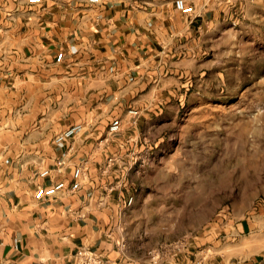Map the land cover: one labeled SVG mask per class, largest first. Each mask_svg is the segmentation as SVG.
<instances>
[{"label": "crops", "instance_id": "1", "mask_svg": "<svg viewBox=\"0 0 264 264\" xmlns=\"http://www.w3.org/2000/svg\"><path fill=\"white\" fill-rule=\"evenodd\" d=\"M173 1L0 0V264H81L80 249L119 264L156 263L124 240L118 216L133 199L128 181L95 170L102 153L80 136L96 134L98 118L132 107L193 20H204L203 4L185 0L194 7L185 14ZM74 123L82 130L55 144ZM76 166L81 184L70 191ZM56 180L65 188L36 196Z\"/></svg>", "mask_w": 264, "mask_h": 264}, {"label": "rangeland", "instance_id": "2", "mask_svg": "<svg viewBox=\"0 0 264 264\" xmlns=\"http://www.w3.org/2000/svg\"><path fill=\"white\" fill-rule=\"evenodd\" d=\"M195 1L204 20L158 79L80 138L102 153L92 172L130 185L118 219L134 255L264 264V0ZM117 115L121 129L107 137Z\"/></svg>", "mask_w": 264, "mask_h": 264}, {"label": "built area", "instance_id": "3", "mask_svg": "<svg viewBox=\"0 0 264 264\" xmlns=\"http://www.w3.org/2000/svg\"><path fill=\"white\" fill-rule=\"evenodd\" d=\"M29 2H38L39 0H28ZM96 2L97 0H90ZM174 7L185 14H191L194 12V7L185 2V0H174ZM128 113L132 116L137 113L135 109L128 110ZM83 128L82 123H74L67 128L61 130L53 137L55 144H63L71 140L79 131ZM121 129V122L119 118H113L108 124V134H116ZM58 167L55 168H43L39 171L40 176H50L53 172L59 171ZM82 167L76 166L72 171V181L68 186L70 191L77 190L81 184ZM65 188V182L63 180H56L43 188H39L36 192V196L39 197H50L55 195L58 191ZM131 197L128 199V204L131 202ZM78 260L81 264H119L117 261L110 258L104 257L99 253L89 250L80 249L78 251Z\"/></svg>", "mask_w": 264, "mask_h": 264}]
</instances>
